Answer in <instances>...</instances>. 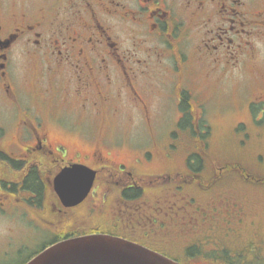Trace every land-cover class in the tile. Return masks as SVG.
Here are the masks:
<instances>
[{"label": "flooded vegetation", "instance_id": "af4514ba", "mask_svg": "<svg viewBox=\"0 0 264 264\" xmlns=\"http://www.w3.org/2000/svg\"><path fill=\"white\" fill-rule=\"evenodd\" d=\"M16 66L30 69L26 81ZM168 74L172 94L162 87ZM232 94L264 126V0H0V215L20 226L0 245L4 260L24 264L93 233L211 264L223 238L263 241L257 231L240 240L245 212L214 192L225 176L238 179L224 162L213 174L202 155L182 158L184 170L176 158V132L202 136V116L225 110ZM163 96H175L166 120L174 132L161 129L167 147L154 140V150L135 152L129 139L98 140L119 129L154 134ZM129 113L140 120L124 127L119 117ZM88 116L96 139L81 143L75 133ZM124 148L131 154L121 157ZM78 165L95 181L84 201L67 205L55 181Z\"/></svg>", "mask_w": 264, "mask_h": 264}, {"label": "rangeland", "instance_id": "374dc122", "mask_svg": "<svg viewBox=\"0 0 264 264\" xmlns=\"http://www.w3.org/2000/svg\"><path fill=\"white\" fill-rule=\"evenodd\" d=\"M14 72L21 80L26 81L30 77V69L25 67L16 66ZM162 87L169 93H173L174 84L171 75L163 77ZM228 96V95H227ZM160 99V113L154 116L156 122V130L154 134H151L149 130L144 128H133L128 131L126 130H116L115 132H99L98 140L103 137L104 139L119 140L121 143L125 139L131 140L129 144L132 146L135 152H141L142 150H154V140L158 141V145L163 149L167 147L168 143L164 140L167 139V132L163 129V126L170 125L166 121L169 118L171 110L174 111L175 103L169 101L167 97L163 96ZM237 96L232 94L230 97L224 101L225 110L215 111L214 107L211 109L210 113L206 116H202L204 125L202 127L203 132H199L202 136L197 138L192 132H176V144L178 146V152L176 158L178 159L179 170H184L185 166L182 165V158L190 155H202L206 158L207 168L206 171H212L215 174L219 167L223 165V162L228 163H239L242 162L241 167H230V173L236 174L237 178L243 171L252 174L256 177H261L264 174V126L257 128L252 125L251 117L241 110V107L235 108L232 103L236 102ZM242 106L246 105L245 101L241 102ZM222 107V108H224ZM130 118V121L134 118L135 120H140V117L134 113H129L127 116L119 117V124L126 118ZM264 123V118L262 119ZM245 121L248 126L245 129H237L235 125L240 122ZM93 117L88 116L83 117V122L81 126V131L76 132L77 141L93 140L95 138ZM123 126L126 127L127 124L122 122ZM208 127V129L206 128ZM161 130V131H160ZM174 132V127L172 128ZM204 135V136H203ZM78 136V137H77ZM81 141H80V140ZM192 139V140H190ZM201 140L205 145L204 151L196 146L188 145L184 147L182 141L188 140L192 142L194 140ZM187 141V142H188ZM82 143V142H81ZM174 143V142H173ZM175 145V144H174ZM131 154V153H130ZM127 148L122 149L121 157L130 155ZM248 154V155H246ZM258 156H262V161H259ZM240 160V162H238ZM160 168V166H158ZM224 182L219 185V188H215V193H221L227 201L241 200L243 201L240 205L236 206V213L239 214L241 211L245 212L244 221L245 225L240 226L243 235L240 240L245 239L254 231H257V236L259 238L264 237V181L260 188L254 185H246L244 181L236 179L233 175H227L224 177ZM252 182V181H249ZM243 185V186H242ZM244 193L246 197H242L240 192ZM237 192V193H236ZM236 193V198L233 194ZM226 194V195H225ZM232 196H229V195ZM250 199V200H247ZM228 203V202H227ZM14 216L9 214L0 215V245H5V240L8 239L10 234L14 229L20 228L19 224L15 223ZM237 231L240 232L239 227ZM17 234V232H16ZM227 240L226 243L232 248L238 247L239 243L234 240V237L223 238ZM245 241V240H244ZM240 242V241H239ZM4 249H0V264H7L8 261L4 260ZM264 257V252H263ZM16 259H11L10 261H15ZM258 264V263H256ZM263 264V263H261Z\"/></svg>", "mask_w": 264, "mask_h": 264}, {"label": "water", "instance_id": "95a60500", "mask_svg": "<svg viewBox=\"0 0 264 264\" xmlns=\"http://www.w3.org/2000/svg\"><path fill=\"white\" fill-rule=\"evenodd\" d=\"M77 174L63 173L56 189L67 205L84 200L95 179V171L77 166ZM26 264H181L163 254L128 240L106 234H89L56 243ZM188 264H204L190 262Z\"/></svg>", "mask_w": 264, "mask_h": 264}, {"label": "trees", "instance_id": "16d2710c", "mask_svg": "<svg viewBox=\"0 0 264 264\" xmlns=\"http://www.w3.org/2000/svg\"><path fill=\"white\" fill-rule=\"evenodd\" d=\"M217 188H219V186ZM237 192H240V191H237ZM236 193L233 194L235 198H236V195H235ZM240 193L242 194V197H246L243 195L244 193L242 192ZM229 196H232V195L230 194ZM237 200L239 204L243 202L239 199ZM247 200H250V199H247ZM233 201H229V202H233ZM222 245L226 248L225 251L223 252L224 254L213 256V257L219 258L218 260H215V261H218V264H256V263L264 264V257L262 253V250L264 248V240L261 242L240 241L239 246L235 248L230 247L228 243H225V242L222 243ZM200 253L204 255H212L210 253L205 254L204 251L202 250L200 251ZM179 260L182 261V259H179Z\"/></svg>", "mask_w": 264, "mask_h": 264}]
</instances>
